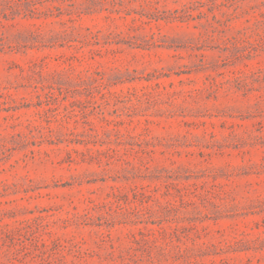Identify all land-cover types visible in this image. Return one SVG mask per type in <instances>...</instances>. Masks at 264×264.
Wrapping results in <instances>:
<instances>
[{"label": "rangeland", "instance_id": "rangeland-1", "mask_svg": "<svg viewBox=\"0 0 264 264\" xmlns=\"http://www.w3.org/2000/svg\"><path fill=\"white\" fill-rule=\"evenodd\" d=\"M0 264H264V0H0Z\"/></svg>", "mask_w": 264, "mask_h": 264}]
</instances>
